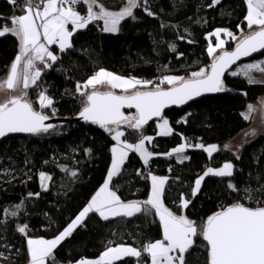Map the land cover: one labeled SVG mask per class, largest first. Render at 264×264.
Segmentation results:
<instances>
[{
	"label": "trees",
	"instance_id": "trees-1",
	"mask_svg": "<svg viewBox=\"0 0 264 264\" xmlns=\"http://www.w3.org/2000/svg\"><path fill=\"white\" fill-rule=\"evenodd\" d=\"M19 3L23 4V0H19ZM105 3L112 9L122 5L120 0H105ZM209 3L211 0H148L151 10L156 13L155 18L137 9L134 10L137 20L129 18L123 21L118 34L103 33L94 25L77 32L73 37L75 50L60 54L61 59L53 68L46 70L38 82L47 88V94L54 100L56 116L72 117L80 110L78 95L69 93H75L77 81L87 80L99 68L124 77L157 80L162 75L186 76L209 65V40L206 39L209 33L224 28L239 37L241 28L247 31L244 0H222L215 8H208ZM22 13L8 0H0V17L4 18L0 23H6L7 18ZM197 20L200 23H196ZM161 23L176 27L161 28ZM180 35L186 39L179 40L177 37ZM188 39L194 43H188ZM210 39L215 45L216 38L212 36ZM171 43L176 45V52L169 50ZM235 43L228 39L226 50L232 49ZM17 51L18 41L15 37L11 34L0 37V77L8 71ZM179 53H183V56L177 58ZM263 56L260 54L247 61ZM164 65L168 66L167 69ZM224 81L230 91L206 96L185 108H172L165 112L174 129L173 135L158 136L156 121L145 126L144 135L154 137L153 143L148 145L150 151L161 154L169 152L182 143L181 135L194 144L202 142L223 148L245 130L250 121L244 120L241 113L249 103H257L264 96V84L250 85L246 78L230 74L224 77ZM37 91L29 90V98L33 101L36 100ZM44 111L50 114V110ZM187 113H191L187 123H176ZM123 130L125 139L137 142L136 133L127 128ZM114 143L108 133L89 123L56 127L52 133L38 136H8L0 141V169H10L15 176V179L8 175L0 176V209H11L24 200L21 214L0 225V244L12 246L11 255L15 264H26L28 261L26 237L16 232V225L27 224L30 237L52 238L58 235L103 184L111 163L110 148ZM85 148L91 149V153L85 154ZM186 154L191 159L183 164L174 157L157 156L145 168L138 154L130 153L122 174L114 178V190L124 201L144 200L150 192V181L138 176L137 170L144 173L150 170L155 175L167 176L169 182L164 202L179 213L177 205L180 193L187 195L197 175L202 174L207 166L219 167L230 161L235 166L236 181L255 185L256 181L249 179V173L253 178L257 174L264 175V131L243 146L239 159L231 150L214 153L212 158L201 149H188ZM45 161L48 163L45 164ZM59 165L77 170L78 178L73 182L60 171ZM40 171L53 177L48 191L40 187ZM29 176L31 179H28ZM30 192H39L40 196L28 198ZM202 193L185 210V214L198 223L201 218L216 211L220 204L232 202V198L224 194V185L215 177L205 179ZM160 238L162 233L155 217L146 219L138 215L104 221L98 214L92 213L71 237L57 247L55 255L60 264H69V261L75 263L81 258H97L108 241L139 246L148 240ZM15 249H20L19 255H16ZM0 251L9 255L4 248H0ZM205 255L203 249L194 248L187 255L186 264H205ZM128 264L135 262L128 258Z\"/></svg>",
	"mask_w": 264,
	"mask_h": 264
},
{
	"label": "snow or ice",
	"instance_id": "snow-or-ice-1",
	"mask_svg": "<svg viewBox=\"0 0 264 264\" xmlns=\"http://www.w3.org/2000/svg\"><path fill=\"white\" fill-rule=\"evenodd\" d=\"M8 2L23 14L13 15L7 18L6 23H0V37L11 34L18 41V54L8 66L7 75L0 78V93L5 94L0 98V139L10 134L38 136L55 130L54 124L47 123L57 113L53 106L54 100L47 94V88L38 82L45 71L53 68L61 59L60 54L75 50L73 37L77 32L95 25L103 33L118 34L123 21L129 18L137 20L134 14L137 9H142L149 17H156L148 0H120L122 7L115 11L110 10L105 0H23V4L19 0ZM244 2L247 31L241 28L239 37L224 28L209 33L206 39L209 40L207 54L211 63L198 71H191L186 76L162 75L157 80H147L135 76L124 77L99 68L87 80L75 83V93L69 94L79 97L81 108L78 118L97 125L115 141L110 148V167L103 184L86 206L53 239L32 238L28 235L27 224L16 225V232L26 237L27 264H60L55 250L92 213L98 214L104 221L138 215L146 219L155 217L162 238L148 240L139 246L108 241L98 258H81L75 264H128V258L135 264H186V257L194 248L204 250L205 264H264V175L257 174L253 178L249 173V179H255L256 184H241L234 178L233 163L225 162L219 168L207 166L202 174L197 175L190 192L187 195L180 193L177 205L179 214L164 202L169 182L167 176H157L150 170L147 173L137 170L138 176L150 181V192L144 200H122L113 184L114 178L122 174L130 153L138 154L144 167L148 168L150 161L159 155L174 157L178 163L183 164L191 159L186 154L190 148L203 150L209 158L219 151L231 150L227 144L223 148L216 144L206 146L202 142L193 144L181 135L183 142L177 147L167 153H154L146 146V143H153L154 137L144 135L143 129L149 121L155 119L159 129L157 135H173L174 129L165 116V109L186 105L205 94L230 91L225 85V73L234 77L242 76L250 85L264 83L255 80L252 75L253 72L264 74V60L244 63L236 70L229 71L243 57H251L254 53L264 55V0ZM221 3L222 0H211L207 7L215 8ZM79 7H84L85 12L81 13ZM3 19L0 17V20ZM196 23H200V20ZM160 27L175 28L176 25L161 23ZM184 31L188 32L187 29ZM222 33L236 42L234 50H226V42L221 39ZM212 36L216 38L215 45L211 42ZM177 38L186 39L182 35ZM187 42L194 43L191 39ZM53 45L57 46L58 53L51 50ZM168 48L172 52L177 51L174 43L169 44ZM180 56L183 53H179L177 58ZM163 67L167 69L168 66ZM30 89H38L35 101L29 98ZM45 109L50 110V114ZM125 109H134V112L126 113ZM254 110V106L248 104L247 111L241 113L242 118L249 120ZM190 115L187 113L176 123H187ZM123 128L138 135L136 143L122 139L126 135ZM245 135L256 136L257 133L252 130ZM84 152L90 154L91 149L85 148ZM236 158L240 157L237 155ZM59 169L73 182L78 178L77 170L66 165H59ZM4 175L15 179L10 169H0V176ZM38 176L41 189L48 191L52 175L40 171ZM207 177L218 178V182L225 187L224 194L231 197L232 202L220 204L216 211L201 218L198 223L186 215L185 210L193 205L198 195L203 194L202 186ZM39 196V192L28 193V198ZM23 208L24 200H21L11 209H0V225L6 224L10 218L18 217ZM0 248L9 252L6 255L5 251H0V264H15L11 255L12 246L0 244ZM15 253L19 255L20 249H15ZM69 264L72 262L69 261Z\"/></svg>",
	"mask_w": 264,
	"mask_h": 264
},
{
	"label": "rangeland",
	"instance_id": "rangeland-1",
	"mask_svg": "<svg viewBox=\"0 0 264 264\" xmlns=\"http://www.w3.org/2000/svg\"><path fill=\"white\" fill-rule=\"evenodd\" d=\"M221 39H223V40H225V42H227V39H230V38L226 37L224 34H221ZM260 60H264V56L259 58V59H254V60H251V61H245V62L239 64L238 66H240V65H242L244 63L255 62V61H260ZM238 66L235 67L233 70H236L238 68ZM252 75L255 78V80L264 81V74L259 73V72H253ZM255 84H264V83H255ZM263 100H264V96H262L257 103H249V104H252L254 106V109H255L250 114V119L248 120V121H250V125L245 130L240 132L235 138H233L228 143L231 151H233L238 156H240L243 146L247 142L251 141L255 137V136H251V135L246 136L245 133H250L252 130H256V133L259 134L260 132L264 131V110H263V107H262ZM246 111H247V107L243 111V113L246 112ZM156 125H157V121H156ZM158 131H159V129H158ZM128 142L136 143V142H131V141H128ZM209 145H211V144H209ZM147 147L149 148V146H147ZM190 149H193V148H190ZM227 162H230V161H227ZM220 166H222V165H220ZM219 167H215V168H219ZM157 176H161V175H157ZM177 214H179V213H177ZM32 238H43V237H32ZM53 238L54 237H52V238H43V239H53ZM129 245H131V244H129ZM132 246H135V245H132Z\"/></svg>",
	"mask_w": 264,
	"mask_h": 264
},
{
	"label": "water",
	"instance_id": "water-1",
	"mask_svg": "<svg viewBox=\"0 0 264 264\" xmlns=\"http://www.w3.org/2000/svg\"><path fill=\"white\" fill-rule=\"evenodd\" d=\"M234 48H235V46H234L232 49H230L229 51L234 50ZM259 55H260V53H254L251 57H243V58H241V60L238 61L237 64L233 65V66H232V69H230L229 71H232L235 67H237L239 64H241V63L247 61L248 59L254 58V57L259 56ZM227 74H229V73H225V76H226ZM225 76H224V77H225ZM217 94H221V93L205 94L204 96L199 97V98H197L195 101H191V102H189V103L186 104V105H182V106H171V107L165 109V112L168 111V110H170V109H172V108H185V107H187L190 103H192V102H196V101H198L199 99H201V98H203V97L211 96V95H217ZM262 107H263V110H264V100H263ZM78 112H79V111H78ZM78 112H77L74 116H72V117H59V116H55V117H53L52 119H50L49 121H47V123H52V124H54L56 127L66 126V125H68V124L87 123V122H84L82 119L78 118V115H77ZM125 112H126V113H128V112H134V109H125ZM153 121H156V120L154 119V120H152V121H149L148 124L152 123ZM89 124H91V123H89ZM148 124H147V125H148ZM147 125H145V126H147ZM13 135H29V134H26V133H17V134H10L9 136H13ZM3 139H5V138H3ZM3 139H0V141L3 140Z\"/></svg>",
	"mask_w": 264,
	"mask_h": 264
},
{
	"label": "crops",
	"instance_id": "crops-1",
	"mask_svg": "<svg viewBox=\"0 0 264 264\" xmlns=\"http://www.w3.org/2000/svg\"><path fill=\"white\" fill-rule=\"evenodd\" d=\"M122 7V5L119 7V8H117V9H112V8H110V10H119L120 8ZM78 10L79 11H81V10H85V8L84 7H79L78 8ZM23 14V13H22ZM21 15V14H20ZM83 31V30H82ZM223 34V33H222ZM228 40V39H227ZM51 50L54 52V53H58V48H57V46H55V45H53L52 47H51ZM17 54H18V51H17ZM7 73H8V71L3 75V76H1L0 78H3V77H5L6 75H7ZM117 91H119V90H117ZM4 93H0V98H3L4 97ZM171 125V124H170ZM123 130V129H122ZM157 132H158V128H157ZM159 136V135H158ZM122 139H125V138H122ZM115 142V141H114ZM146 145L148 146L149 144H147L146 143ZM159 156H163V155H159ZM155 157H157V156H155ZM163 157H166V156H163ZM98 258V257H97ZM93 259H95V258H93ZM72 264H75V263H72Z\"/></svg>",
	"mask_w": 264,
	"mask_h": 264
},
{
	"label": "built area",
	"instance_id": "built-area-1",
	"mask_svg": "<svg viewBox=\"0 0 264 264\" xmlns=\"http://www.w3.org/2000/svg\"><path fill=\"white\" fill-rule=\"evenodd\" d=\"M80 12H81V13H84V12H85V10H81ZM94 26H95V25H94ZM95 27H96V26H95Z\"/></svg>",
	"mask_w": 264,
	"mask_h": 264
}]
</instances>
